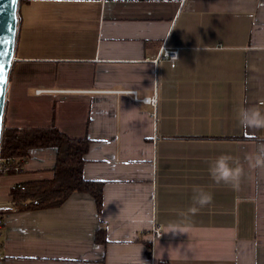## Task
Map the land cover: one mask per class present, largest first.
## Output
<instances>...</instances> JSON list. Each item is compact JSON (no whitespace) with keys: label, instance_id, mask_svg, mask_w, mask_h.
<instances>
[{"label":"crops","instance_id":"obj_1","mask_svg":"<svg viewBox=\"0 0 264 264\" xmlns=\"http://www.w3.org/2000/svg\"><path fill=\"white\" fill-rule=\"evenodd\" d=\"M18 18L4 125L88 138L83 175L103 184V205L74 193L9 211L2 264H264V168L246 160L264 129L235 118L264 112V0H22ZM165 43L179 49L175 68L158 60ZM221 154L244 168L238 190L209 176ZM56 158L34 149L0 173V209L13 187L52 179ZM193 185L212 202L170 227Z\"/></svg>","mask_w":264,"mask_h":264},{"label":"trees","instance_id":"obj_2","mask_svg":"<svg viewBox=\"0 0 264 264\" xmlns=\"http://www.w3.org/2000/svg\"><path fill=\"white\" fill-rule=\"evenodd\" d=\"M21 2L19 0V6ZM89 146L88 138H71L54 125L46 128H14L4 125L0 165L9 166L6 174H14L17 167L22 168L34 149L53 148L57 151V158L53 169L54 177L13 187L10 191L13 207L9 210L0 209V216L4 217L9 211L60 207L74 193L91 195L100 212L103 205V184L88 181L83 175ZM0 173L5 172L0 170ZM104 234V231H100L97 241L105 243V238L100 240Z\"/></svg>","mask_w":264,"mask_h":264},{"label":"clouds","instance_id":"obj_3","mask_svg":"<svg viewBox=\"0 0 264 264\" xmlns=\"http://www.w3.org/2000/svg\"><path fill=\"white\" fill-rule=\"evenodd\" d=\"M235 118L237 119L239 125L243 128L264 129V112L260 111L256 107H240L236 110ZM246 160L252 167L264 168V145L259 147V150L254 157L247 156ZM207 164L208 173L212 181L218 185L221 183L229 185L234 190L239 189L241 178L244 175V168L239 158L230 154H221L207 161ZM212 200V193L207 191L204 186L193 185L191 206L186 212H181L180 220L170 224V227L183 223L189 214H194L199 208L209 205ZM172 232L183 233L182 230H173Z\"/></svg>","mask_w":264,"mask_h":264},{"label":"water","instance_id":"obj_4","mask_svg":"<svg viewBox=\"0 0 264 264\" xmlns=\"http://www.w3.org/2000/svg\"><path fill=\"white\" fill-rule=\"evenodd\" d=\"M11 9L4 10L0 12V40H9V43L6 45H0V52L7 51L8 55L0 58V64L4 65L5 73H6V86L4 88L3 95H0V148H1V140L3 134V126H4V115L6 108V99H7V89L9 83L10 72L14 63L15 57V49H16V40L18 33V11H19V0L18 4L15 8V20L12 19ZM12 27V32L8 31V27Z\"/></svg>","mask_w":264,"mask_h":264},{"label":"built area","instance_id":"obj_5","mask_svg":"<svg viewBox=\"0 0 264 264\" xmlns=\"http://www.w3.org/2000/svg\"><path fill=\"white\" fill-rule=\"evenodd\" d=\"M159 61H165L168 62L170 64V66L172 68H175L177 65V62L179 60V49L177 48H172L169 47L166 43L162 46L161 49V53L159 55L158 58ZM38 94L42 93L43 91H36ZM132 95H134V100L137 103H143V104H147V105H151L154 108H157L158 106V99H157V95H153L151 97H143V98H139L137 96L136 91H132L131 92ZM21 169V167H17L15 169L16 172H18ZM0 170L4 171L6 173L7 170H9V166L5 165V164H1L0 165ZM4 227V218L2 216H0V232L3 230ZM154 238H159L161 237V231L160 229H156L154 230V234H153ZM2 257H3V251H2V246L0 244V264H2Z\"/></svg>","mask_w":264,"mask_h":264},{"label":"snow or ice","instance_id":"obj_6","mask_svg":"<svg viewBox=\"0 0 264 264\" xmlns=\"http://www.w3.org/2000/svg\"><path fill=\"white\" fill-rule=\"evenodd\" d=\"M78 2H94V0H78ZM17 4H18V0H0V12L11 9L12 19L15 20V15H16L15 8ZM8 31L12 32L11 26L8 27ZM7 43H9V40L7 39L0 40V45H6ZM7 55H8L7 51L0 52V58H3ZM5 77H6V73H5L4 65L0 64V95H3L4 88L7 83Z\"/></svg>","mask_w":264,"mask_h":264}]
</instances>
